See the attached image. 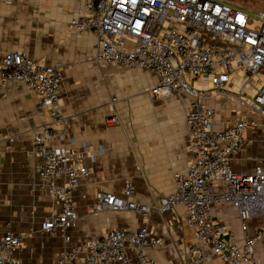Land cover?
<instances>
[{
  "label": "built area",
  "instance_id": "built-area-1",
  "mask_svg": "<svg viewBox=\"0 0 264 264\" xmlns=\"http://www.w3.org/2000/svg\"><path fill=\"white\" fill-rule=\"evenodd\" d=\"M255 12L222 0H86L82 16L69 23L74 31L96 34L97 61L152 72L158 78L153 94L190 99L185 119L190 161L184 172L174 174L175 190L160 198L157 209L184 205V221L194 233L193 260L164 264H206L215 258L224 264H261L257 246L264 231L250 233L249 221L264 214V165L257 163L247 172L231 164L259 122L243 116L217 129L218 113L209 104L223 98L264 118V10ZM62 81L58 65L41 64L22 51L0 55V84H25L40 96L39 112H52L49 121L33 129V153L41 158L36 166L41 187L61 209L41 222L40 231L60 234L68 242L78 222L75 191L90 168L81 154L56 143L66 141L59 129L68 119L61 105ZM106 122L114 126L120 120L112 115ZM134 192L131 181L121 195L100 190L93 210H137L148 216L151 211L133 200ZM215 204L237 210L241 234L215 223L210 215ZM5 227L0 230V264H162L149 250L163 239L146 225L86 237L51 262L20 260L24 235L10 222Z\"/></svg>",
  "mask_w": 264,
  "mask_h": 264
},
{
  "label": "crops",
  "instance_id": "crops-1",
  "mask_svg": "<svg viewBox=\"0 0 264 264\" xmlns=\"http://www.w3.org/2000/svg\"><path fill=\"white\" fill-rule=\"evenodd\" d=\"M85 2L0 0V55L22 51L41 64L61 67V105L68 119L59 127L66 141L56 143L81 154L90 168L75 191L78 222L70 241L41 232V222L61 209L41 187L36 173L41 158L33 153V129L49 121L52 112L48 108L39 112L40 96L25 84H0V230L10 222L24 235L17 253L23 262H51L65 247L86 237L146 225L163 239L149 250L159 263L190 262L194 233L184 221V205L166 212L157 209L160 198L175 190L174 174L184 172L190 161L185 121L190 99L153 94L158 78L152 72L97 61L96 34L69 28L73 18L82 16ZM209 104L218 113L217 129L243 116L258 120L259 127L247 132L231 164L236 171L247 172L257 163L264 165V118L223 98ZM112 115L120 123L108 126L106 119ZM127 181L134 185L133 200L151 211L148 216L137 210H93L100 190L121 195ZM210 215L215 223L241 234L236 209L215 204ZM257 230L264 231V214L249 221V232ZM257 250L264 264V238ZM206 264L224 263L215 258Z\"/></svg>",
  "mask_w": 264,
  "mask_h": 264
},
{
  "label": "rangeland",
  "instance_id": "rangeland-1",
  "mask_svg": "<svg viewBox=\"0 0 264 264\" xmlns=\"http://www.w3.org/2000/svg\"><path fill=\"white\" fill-rule=\"evenodd\" d=\"M233 5L247 10L251 15H255L257 10H264V0H225Z\"/></svg>",
  "mask_w": 264,
  "mask_h": 264
},
{
  "label": "trees",
  "instance_id": "trees-1",
  "mask_svg": "<svg viewBox=\"0 0 264 264\" xmlns=\"http://www.w3.org/2000/svg\"><path fill=\"white\" fill-rule=\"evenodd\" d=\"M222 1H224V2H227V1H225V0H222ZM227 3H229V2H227ZM231 4V3H230ZM233 5V4H232ZM234 6H236V5H234ZM236 7H239V6H236ZM240 8H242V7H240ZM244 9V8H243Z\"/></svg>",
  "mask_w": 264,
  "mask_h": 264
},
{
  "label": "water",
  "instance_id": "water-1",
  "mask_svg": "<svg viewBox=\"0 0 264 264\" xmlns=\"http://www.w3.org/2000/svg\"><path fill=\"white\" fill-rule=\"evenodd\" d=\"M198 264H204V263L200 262V263H198Z\"/></svg>",
  "mask_w": 264,
  "mask_h": 264
}]
</instances>
